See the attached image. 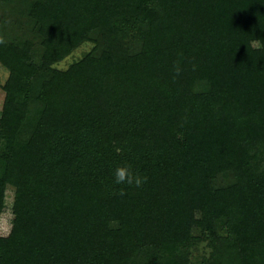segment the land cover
Masks as SVG:
<instances>
[{"label":"trees","instance_id":"16d2710c","mask_svg":"<svg viewBox=\"0 0 264 264\" xmlns=\"http://www.w3.org/2000/svg\"><path fill=\"white\" fill-rule=\"evenodd\" d=\"M0 63V264H183L196 229L264 264V0H0Z\"/></svg>","mask_w":264,"mask_h":264},{"label":"rangeland","instance_id":"374dc122","mask_svg":"<svg viewBox=\"0 0 264 264\" xmlns=\"http://www.w3.org/2000/svg\"><path fill=\"white\" fill-rule=\"evenodd\" d=\"M122 19V18H121ZM128 37L125 39V43L129 46H132L136 43L137 32L130 27L126 32ZM38 46V45H37ZM95 46L93 41H85L81 43L77 48L69 55L66 59L58 62L56 64L59 68H67L72 62L77 59L82 58L85 54H87L90 50ZM255 47H260L258 41L254 42ZM36 53L41 50V47L35 49ZM9 76V71L0 63V116L4 106L5 93L3 90V85L7 81ZM15 196V188L13 186H9L6 191L5 198V209L1 215L0 219V235H8L10 229L12 227V221L14 218L13 213V203ZM195 235L198 237L193 243L192 247L187 251L183 264H203V260L208 257L212 251L210 239L207 236H202L201 231L196 229Z\"/></svg>","mask_w":264,"mask_h":264},{"label":"clouds","instance_id":"9594fccd","mask_svg":"<svg viewBox=\"0 0 264 264\" xmlns=\"http://www.w3.org/2000/svg\"><path fill=\"white\" fill-rule=\"evenodd\" d=\"M115 183L117 185H128L141 187L146 179L136 172L130 165L118 166L114 172Z\"/></svg>","mask_w":264,"mask_h":264}]
</instances>
